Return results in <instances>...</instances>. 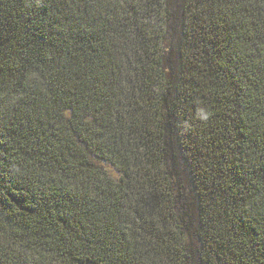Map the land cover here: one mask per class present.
Listing matches in <instances>:
<instances>
[{
	"label": "trees",
	"instance_id": "1",
	"mask_svg": "<svg viewBox=\"0 0 264 264\" xmlns=\"http://www.w3.org/2000/svg\"><path fill=\"white\" fill-rule=\"evenodd\" d=\"M0 264H264V0H0Z\"/></svg>",
	"mask_w": 264,
	"mask_h": 264
}]
</instances>
